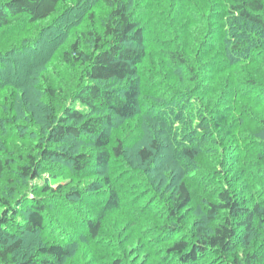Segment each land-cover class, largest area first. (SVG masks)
<instances>
[{"label": "rangeland", "instance_id": "1", "mask_svg": "<svg viewBox=\"0 0 264 264\" xmlns=\"http://www.w3.org/2000/svg\"><path fill=\"white\" fill-rule=\"evenodd\" d=\"M183 2L177 6L184 5L182 20L173 21L175 15L169 14L163 0L145 1L151 28L147 59L139 68V112L130 119H119L109 130L114 139H124L129 146L125 156L85 180L72 176L61 158L42 162L38 178H24L17 167L44 142L47 128L43 119L52 111L60 113L59 106L70 104L82 67L64 61V52L75 40L90 49L84 32L100 29L110 11L101 0H68L46 19L30 22L25 15L13 16L9 26L0 30V154L5 163L0 177V213L3 199L26 205L30 197H43L48 205L45 227L31 239L24 238L33 240L36 247L65 245L69 257L54 264H182L167 248L174 239L197 243L198 227L210 229L227 216L225 211L210 215L211 205L222 202L221 192L228 190L248 207L264 205V35L246 26H239L235 34L232 27L240 25L237 18L221 13L207 18L214 24V34L201 46L204 39L199 38V27L205 21L201 26L199 18L191 23L194 11L190 7L199 0ZM204 12L208 16L210 8ZM90 14H94L93 21ZM176 28L181 33L177 42L196 64L197 76L204 74L199 79L208 94L191 89L187 97L169 103L162 83H179L181 90L189 84V73L167 68L163 57V50L175 42ZM238 40L244 45L233 50ZM213 61L214 66L209 65ZM155 70L160 75H154ZM57 85L59 98L54 101L44 89ZM208 103L212 110L209 108L207 118L198 115L196 104ZM151 107L156 111L152 113ZM147 131L151 140H161L162 147L152 164L143 165L136 151L148 143ZM84 143L68 140L62 148L73 144L81 149ZM186 148L195 153L193 158L184 152ZM106 175L120 192L121 207L102 220L100 236L94 238L87 221L95 218L105 197ZM181 181L189 186L192 202L177 218H171V195ZM61 190L65 192L59 194ZM76 191L82 197H76ZM70 192L73 195L68 197ZM171 233L175 234L170 241ZM263 236L256 230L245 238L240 231L236 247L242 264H247V253L264 249ZM226 260L210 251L187 264H226Z\"/></svg>", "mask_w": 264, "mask_h": 264}, {"label": "trees", "instance_id": "2", "mask_svg": "<svg viewBox=\"0 0 264 264\" xmlns=\"http://www.w3.org/2000/svg\"><path fill=\"white\" fill-rule=\"evenodd\" d=\"M67 1L0 0V30L9 26L13 16L25 15L30 22L46 19ZM101 1L110 12L100 29L84 32L90 49L84 48L80 40H75L69 44V49L63 54V60L68 64H78L82 67L81 77L72 89L70 104L59 106L62 109L60 113L56 110L52 111L43 119V125L47 128L43 138L44 142H40L35 147L36 154L33 152V154L27 155L24 162L17 167L24 178L40 177L39 168L42 162L60 160L61 158L69 167L72 176L79 180H85L91 175L100 173L114 160L125 156L129 145L124 139L118 137L114 139L109 130L116 125V121L119 119H130L139 112V95L141 93L139 68L148 55V31L151 28V16L149 17L148 4L146 8L144 6L147 0ZM202 1L203 3L200 0L198 3L196 2L195 6L193 3L190 4L194 11V21L191 23H196L199 18L197 24L204 21L207 24L211 22L207 18L212 19V17L221 16L223 13V15L229 14L237 18L240 25L232 27L235 29V34L239 26L242 28L246 26L247 30L252 28L258 35L260 33L264 35V0ZM163 2L168 6L169 14L175 15L171 16L173 21L182 20L180 18L184 14L182 9L183 11L185 9L183 4L180 9H177L180 0H163ZM182 3H184L183 0ZM209 8L210 13L207 16L204 11ZM143 9L147 10L146 13H143ZM198 9L201 11L198 12ZM93 17L94 14H90L89 18L92 21ZM205 23L202 26L200 24L201 27H199V31H201L199 38L204 39H199L201 46H205L214 34V24L208 23L209 27H206ZM178 25L180 28L181 22ZM181 28L183 29L182 26ZM178 30L177 28L173 30V41L175 42L172 45L171 42L168 43L170 45L163 50V57H165L167 68L173 71L185 69L189 73V84L181 90L178 87L179 83L176 85L168 81L161 82L164 86L159 83L162 88L166 89L165 94L168 97L166 100L169 103L178 102L182 96L187 97L188 91L191 92V89L195 92L208 94L205 93L208 91L207 88L199 79L204 74L201 73L199 77L197 76L196 64H192V60L187 54L188 51L184 47H180L179 43L181 42H177L178 36L179 41L181 36ZM207 30H209V34L205 35ZM189 35L185 36V42ZM243 43L244 41L238 40L233 46V50L242 47ZM215 62L218 65L217 60ZM215 62L213 61L209 65L214 66ZM157 72L160 71L155 70L153 74L160 75ZM57 88H60L59 85L54 88L49 86L44 89V92L55 101L59 98V93H57L59 89ZM165 94L162 96L159 94L158 97L165 98ZM159 103H165V101L159 100ZM196 105L199 106L197 107L198 115L203 114L207 118L206 113H209L212 104L208 106ZM154 107H151L152 113L156 111ZM150 128L151 126L147 130ZM146 133L145 136L148 137V131ZM68 140L85 142L84 147L79 149L72 144L62 148L65 147ZM150 140L151 138L148 137V143L137 148L136 151L138 159L143 165L152 164L162 147L159 138L153 137ZM184 152L190 158L195 156V153L191 152L189 148H186ZM4 167L5 163L0 154V177ZM103 185L107 188L105 197L100 201L95 218L90 217L87 221L90 236L94 238L100 236L102 220L107 215L120 210L121 207L120 192L109 175L104 177ZM176 186V191L171 195L172 205L169 208L171 218H177L178 213L192 202V193L186 181H181ZM97 188L100 187L97 186ZM63 192L65 191L61 190L59 194ZM76 192L78 194L76 197H82V192ZM230 194L228 190L221 192L219 197L222 202L212 204L210 208V215L225 211L227 216L210 229L204 226L198 227L197 232L200 240L195 244L188 240L174 239L170 247L167 248L168 252L174 254L182 264L193 263L199 255L210 251H215L226 257V264H242L237 253L236 240L240 231L244 233L245 238H248L256 230H261L264 234V205L255 203L248 207L243 202L232 198ZM70 195H73V192L67 193L68 197ZM29 200L26 205L24 202L20 204V201L13 203L11 199L2 200L4 209L0 213V264H54L70 255L67 247L62 243L41 244L36 247L33 240L24 238L29 236L31 239L30 236L43 230L48 211V205L43 197H30ZM174 234L171 233L168 240L171 241ZM244 260L247 264H264V249L256 253H247Z\"/></svg>", "mask_w": 264, "mask_h": 264}]
</instances>
